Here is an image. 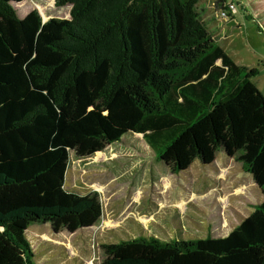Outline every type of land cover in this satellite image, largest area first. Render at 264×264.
<instances>
[{
    "label": "trees",
    "instance_id": "1",
    "mask_svg": "<svg viewBox=\"0 0 264 264\" xmlns=\"http://www.w3.org/2000/svg\"><path fill=\"white\" fill-rule=\"evenodd\" d=\"M21 1L0 0V228L23 263L37 264L31 224L72 232L101 215L95 192L61 187L68 151L134 133L176 171L233 155L259 201L223 236L140 233L103 245L100 264H264V95L198 0H53L69 18L45 20Z\"/></svg>",
    "mask_w": 264,
    "mask_h": 264
},
{
    "label": "rangeland",
    "instance_id": "2",
    "mask_svg": "<svg viewBox=\"0 0 264 264\" xmlns=\"http://www.w3.org/2000/svg\"><path fill=\"white\" fill-rule=\"evenodd\" d=\"M230 2L233 10L227 7ZM31 9L42 20L68 19L70 5L22 0L15 8ZM197 9L216 43L237 64L255 70L252 81L264 95V0H198ZM61 187L95 192L101 215L91 227L72 232L54 230L48 223L31 224L25 234L37 264H100L103 245L145 232L166 241L207 233L223 236L259 201L251 175L233 155L218 151L208 164L196 159L176 171L134 133L88 156L69 150ZM0 264H24L1 228Z\"/></svg>",
    "mask_w": 264,
    "mask_h": 264
},
{
    "label": "built area",
    "instance_id": "3",
    "mask_svg": "<svg viewBox=\"0 0 264 264\" xmlns=\"http://www.w3.org/2000/svg\"><path fill=\"white\" fill-rule=\"evenodd\" d=\"M227 7H228L230 10H233V9L235 8L233 2H230L229 4H227ZM225 9H226V7H225ZM221 14H223V15L225 14V10H224V9L221 11Z\"/></svg>",
    "mask_w": 264,
    "mask_h": 264
},
{
    "label": "water",
    "instance_id": "4",
    "mask_svg": "<svg viewBox=\"0 0 264 264\" xmlns=\"http://www.w3.org/2000/svg\"><path fill=\"white\" fill-rule=\"evenodd\" d=\"M227 155V154H226Z\"/></svg>",
    "mask_w": 264,
    "mask_h": 264
}]
</instances>
